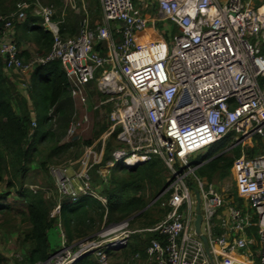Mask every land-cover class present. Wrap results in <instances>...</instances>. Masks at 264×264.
Returning a JSON list of instances; mask_svg holds the SVG:
<instances>
[{"label":"built area","instance_id":"2783aa9c","mask_svg":"<svg viewBox=\"0 0 264 264\" xmlns=\"http://www.w3.org/2000/svg\"><path fill=\"white\" fill-rule=\"evenodd\" d=\"M140 1L144 9L136 8L133 0H98L100 24L91 29L84 23L78 35L67 40L59 35L62 22H53L52 12L40 7L36 15L52 35V47L44 57L27 63L19 58L14 39V24L25 20L24 12L0 16V57L7 75L29 80L35 65L59 62L69 83L73 78L81 86L94 82L112 103L107 134H116L118 146L105 169L100 168L102 153L91 151L77 171L53 169L59 201L52 215L57 217L59 247L44 264H75L86 256L104 264L108 253L125 248L133 234L127 221L107 226L93 240L68 246L59 205L64 200L75 203L81 195L104 203L93 190L92 170L107 187L117 165L129 170L154 158L170 175L156 199H161L166 215L142 230L164 238L163 243L150 240L146 250L156 264H211L195 234V193L200 234L213 263L264 264V149H256L259 140L264 142V1ZM146 9L154 17L145 14ZM161 21L172 24L176 34L166 26L163 32L169 39L159 33L156 41L149 27ZM77 92L70 84L72 98ZM48 117L55 127L53 108ZM87 124V116L74 110L65 143L79 142ZM225 139L232 141L229 149L239 148L241 154L232 162L239 187L232 199H227L229 190L215 191L194 175L205 164L190 163ZM246 149L255 155H245ZM189 177L192 190L186 183ZM110 235L114 236L103 239Z\"/></svg>","mask_w":264,"mask_h":264},{"label":"trees","instance_id":"16d2710c","mask_svg":"<svg viewBox=\"0 0 264 264\" xmlns=\"http://www.w3.org/2000/svg\"><path fill=\"white\" fill-rule=\"evenodd\" d=\"M60 1L0 0V16L9 17L18 11L25 14L23 22L14 24L15 43L19 50V58L24 63L44 57L52 47V35L43 29V19L34 15L33 9L37 4L48 9L59 7ZM133 4L135 5V0ZM52 21L56 22L57 19L52 17ZM79 21V16H74L76 28ZM158 26L159 24H156L154 27L155 35L159 33ZM64 28L66 27L60 25L61 38ZM160 39L159 37L156 41ZM26 45L32 47L33 54L23 49ZM69 87L66 72L59 62L35 65L25 85L26 98H23L18 94L13 79L4 71V61L0 57V182L4 181L2 173L7 174L5 187L15 190V199L24 203V211L17 214L28 225L22 240L23 264H44L56 252L52 251L49 236L51 230L55 228L57 217L52 215L51 208L40 192L22 188V180L41 153L47 152L46 162H40V167L44 169L48 165L47 160L67 153L73 145L79 144L78 142L61 144L74 111ZM52 108L57 117L55 127L48 117ZM39 111L40 116L37 113ZM108 132L109 125L102 123L94 135L98 138ZM115 137L116 134H113L109 138L116 142ZM226 140L228 139L224 141ZM90 144V141L84 142V145ZM110 158L111 154L105 156L102 165ZM209 159L199 169L201 176L228 172L230 169L232 171L231 158L219 155ZM166 172L162 162L155 158L138 166L134 171L121 166L112 170L107 187H103L100 180L103 195L99 196L104 199V203L87 195H81L75 203L62 201L58 216L67 245L76 247L80 243L93 240L105 226L144 219L147 215L144 209L148 200L159 196L167 186ZM95 175L98 176L96 173ZM11 210L9 207L0 206V216ZM164 213L166 215L167 210ZM133 239L134 243L142 245L126 246L123 251L128 249L130 257L139 254L140 257L146 258L145 251L149 242L157 239V236L149 235L144 240L134 236ZM92 257L86 256L75 264H97Z\"/></svg>","mask_w":264,"mask_h":264},{"label":"rangeland","instance_id":"374dc122","mask_svg":"<svg viewBox=\"0 0 264 264\" xmlns=\"http://www.w3.org/2000/svg\"><path fill=\"white\" fill-rule=\"evenodd\" d=\"M89 1V2H88ZM259 0H256L258 2ZM94 0H72V3H69L67 0H61L59 7H54L52 9H49L53 16H56L60 22H62L61 25L65 26L67 25L68 17L73 16H82V18H85L86 13L89 14V10L91 8H94L93 3ZM90 3L92 4L90 6ZM71 5V6H70ZM136 8L144 9L145 6H143L142 2L140 0H135ZM41 8H44L42 5L37 4V6L33 9L34 13H37ZM97 12V8H96ZM147 15H151L154 17L153 13H150V9H146L144 12ZM94 18H98L97 14H94ZM89 20H91V17L88 16ZM70 19V18H69ZM74 20V19H73ZM95 24H97L95 22ZM156 25H151L150 33L155 35L156 32L154 30V27ZM169 27L172 30V36L176 34V31L172 24L169 22L161 21L159 23L158 29L159 33H161L163 40H168V35L163 32L165 27ZM60 28V26H59ZM151 28L153 30H151ZM78 35V34H77ZM76 35V36H77ZM75 36V37H76ZM159 36V35H158ZM74 37V38H75ZM67 39H73V38H65ZM34 58V56H33ZM11 79L15 81L17 84V92L18 94L26 98V90L21 85H26L28 83V79H26L24 76H16L11 74ZM71 86H74L77 88V95L72 98L70 95V98L73 102V110H75L80 116L86 115L88 118V124L84 127V131L81 132V140L78 142L79 144L73 145L67 153H62L59 156L54 157L53 159L47 160L48 165L46 168L42 169L40 167V162H46L45 157L47 152L41 153L40 156L37 157V162H35L26 173L25 178L22 180V188L25 190H31V191H37L40 192L48 207L51 208V211L54 212L58 205L59 197L57 194L56 189V180L53 176V169L54 170H61V171H77L81 168L82 163H85L88 157V152H94L97 156H100V153H102V161L105 156H109L115 147H117V142H113L112 139L109 138L108 134L101 135V136H95L94 134L99 131L100 125L108 124L109 128L111 127L110 121H109V114L111 111L112 103L109 102L108 97L105 95H102L96 87V84L94 82H88L86 85H79L77 84L76 80L73 78L72 81H70ZM40 108V107H39ZM38 116L41 115V111L37 112ZM31 118L33 119V113H31ZM60 133L61 130H59ZM64 134V133H63ZM62 134V136H63ZM113 135V134H112ZM67 140L62 141L61 144H65ZM90 141V145H84V142ZM116 141V139H115ZM224 143V144H223ZM224 145V146H223ZM257 151L264 149V142L259 140L256 144ZM232 146L231 139H228L224 142H221L217 145L212 146L207 151H203L199 154H197L195 157H192L190 159L191 166H198L201 164L207 163V159H213L214 157H218L219 155H224L227 158H231L234 160L235 158H238L240 154V149L234 148L229 149ZM218 152V153H217ZM245 155H255L254 150H244ZM209 159V160H210ZM84 161V162H83ZM101 161V162H102ZM106 164V163H105ZM100 165L101 170L105 169L106 165ZM121 167L120 165H117L114 169H118ZM96 168V167H95ZM94 168V169H95ZM98 169V168H97ZM111 170V172H112ZM90 178L93 185V190L96 191L99 195H103V188L100 184V178L95 175L94 170L90 172ZM194 175L198 178H200L202 181L206 182L209 185H212L213 189L215 191H218L221 193V191H228L226 193L227 199L236 198V194L239 193V187L238 183L236 182L233 173L231 169L227 172H217L214 174H208L207 176H201L200 170H196L194 172ZM2 181L0 182V206L9 207L12 210L11 211H5L4 215L0 216V259L2 264H23L22 263V240H23V234L28 229V225L26 222L21 218L19 214L21 211H24V203L21 200L15 199V190L13 189H7L5 187L6 180L8 179L7 174L2 173ZM111 176V173H110ZM166 181L167 183L170 180V175L168 172H166ZM193 177H189L186 179L187 187L189 190H192L195 188L194 184L192 183ZM225 194V193H224ZM148 196V195H147ZM158 197V196H157ZM150 199L148 200V204L146 208L144 209V212L146 217L135 224L131 225V223L128 222V229L130 231L136 230V229H147L150 228L153 224H156L163 220L165 213L161 207H160V200L157 199ZM107 226L103 227L101 231L97 234V237L99 235L104 234ZM110 228V227H109ZM114 235L106 236L103 239L111 238ZM50 243L51 247L53 248L52 251L57 250L59 247V239L57 236L56 229L53 228L50 232ZM96 262L97 260L95 257H92ZM151 261L154 260V258H150ZM104 264H146L143 262L142 259L138 258L135 262H124V260H117L114 262L111 260V257L107 258L106 262Z\"/></svg>","mask_w":264,"mask_h":264},{"label":"crops","instance_id":"0c3cea01","mask_svg":"<svg viewBox=\"0 0 264 264\" xmlns=\"http://www.w3.org/2000/svg\"><path fill=\"white\" fill-rule=\"evenodd\" d=\"M260 1H264V0H259L258 2H260ZM89 2V1H88ZM258 2H256V0H254L253 1V3L252 4H257ZM70 3V2H69ZM94 6V8H91L90 10H89V14H87L86 13V17L85 18H82V16H79V25H78V27L76 28V26H75V23L73 22L74 20V16L73 17H68L67 19H68V23H67V25H65L64 27H66V28H64V34H63V38L62 39H65V38H73V37H75L78 33H79V31H80V28L82 27V25L84 24V23H86V25L89 27V28H91V29H94L98 24H100V22H101V14H100V6H99V3H98V0H94V2L92 3ZM91 3H90V6L92 5ZM71 6V5H70ZM96 8H97V12H96ZM33 12V11H32ZM34 13V12H33ZM97 14V17L98 18H94L95 16H94V14ZM150 13H152V11L150 10ZM36 13H34V15H35ZM88 16H90L91 17V20H89V18H88ZM55 19L57 18L56 16H53ZM70 18V19H69ZM56 22H59V20L57 19V21ZM95 22L97 23V24H95ZM62 24V23H61ZM60 24V25H61ZM151 30H153L152 28H151ZM158 35H159V33L157 34V35H153L152 34V36L155 38V40L157 39V38H159L158 37ZM117 37V36H116ZM32 47H30V46H28V45H26V46H24L23 47V49L24 50H27V51H29L31 54H33V52H32V49H31ZM14 75V74H13ZM9 77L11 76V75H8ZM16 76H18V75H16ZM13 82H14V84H15V86L17 85L16 83H15V81L13 80ZM17 87V86H16ZM18 89V88H17ZM206 164V163H205ZM72 172H74V171H68V173L70 174V173H72ZM142 220V219H141ZM138 221H140V220H136L135 222H131V225H133V224H135L136 222H138ZM142 230H144V229H141V230H139V229H136V230H132L133 231V234H131L130 235V237H129V240H128V243H127V246H134V247H136L135 246V244L137 245V246H140V245H142V244H140V243H138V242H135L134 243V239H133V237L134 236H138L141 240L143 239H145V238H148V236L149 235H151V234H146V233H144V232H142ZM58 239H59V237H58ZM157 240L160 242V243H163L164 242V238L163 237H157ZM124 249H122V250H119V251H117V252H114V253H108L107 254V258H109V257H111V260H113L114 262H116L117 260H124V262H135L136 260H138V258H140V259H142L143 260V262L144 263H146V264H156V262H155V260H152L151 261V259L150 258H153V257H150L149 255H147V253H146V251H145V254H146V258H143V257H140V255L139 254H136V256L137 257H135V256H133V257H130V255L128 254V252H130L128 249L127 250H125V251H123ZM139 250H140V248H139ZM93 259V258H92ZM93 261H94V263H97V264H99L98 263V261L96 262L94 259H93Z\"/></svg>","mask_w":264,"mask_h":264},{"label":"water","instance_id":"95a60500","mask_svg":"<svg viewBox=\"0 0 264 264\" xmlns=\"http://www.w3.org/2000/svg\"><path fill=\"white\" fill-rule=\"evenodd\" d=\"M139 165H134L132 166L129 171H134ZM159 198V196H158ZM157 198V199H158ZM195 200H196V210H195V221H194V229H195V234L199 237V239L202 241L203 243V246H204V249L206 251V254L210 260V263L211 264H214L213 263V260L211 258V256L209 255V252H208V248H207V240L204 236H202L200 234V226H201V221H202V217H201V214H200V209H199V195L197 193H195Z\"/></svg>","mask_w":264,"mask_h":264}]
</instances>
